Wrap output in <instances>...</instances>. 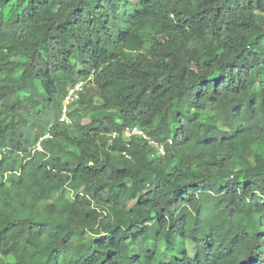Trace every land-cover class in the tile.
Here are the masks:
<instances>
[{
  "label": "trees",
  "instance_id": "1",
  "mask_svg": "<svg viewBox=\"0 0 264 264\" xmlns=\"http://www.w3.org/2000/svg\"><path fill=\"white\" fill-rule=\"evenodd\" d=\"M0 264H264V0H0Z\"/></svg>",
  "mask_w": 264,
  "mask_h": 264
},
{
  "label": "built area",
  "instance_id": "2",
  "mask_svg": "<svg viewBox=\"0 0 264 264\" xmlns=\"http://www.w3.org/2000/svg\"><path fill=\"white\" fill-rule=\"evenodd\" d=\"M82 83L83 82H79L77 84H75L73 87L69 88L67 95L63 101V106H62V115L60 117V120H64L66 122H69V119L66 115V108L67 105L73 101H75L78 98V92H80L82 90ZM122 133L125 137L127 136H140L142 138H145L149 141V143L151 145L154 146V148H156V150L160 153V154H165V144L163 142H158V141H154L152 139H150L145 131L137 126H125L122 129ZM112 137L117 136V132H113L111 134ZM169 142H171V140H169Z\"/></svg>",
  "mask_w": 264,
  "mask_h": 264
},
{
  "label": "rangeland",
  "instance_id": "3",
  "mask_svg": "<svg viewBox=\"0 0 264 264\" xmlns=\"http://www.w3.org/2000/svg\"><path fill=\"white\" fill-rule=\"evenodd\" d=\"M84 90H82L83 92ZM86 94L87 96L94 102V103H98L100 100H99V97H98V93L96 92V89L91 85V84H88L87 87H86ZM69 247H72V244L69 243Z\"/></svg>",
  "mask_w": 264,
  "mask_h": 264
},
{
  "label": "clouds",
  "instance_id": "4",
  "mask_svg": "<svg viewBox=\"0 0 264 264\" xmlns=\"http://www.w3.org/2000/svg\"><path fill=\"white\" fill-rule=\"evenodd\" d=\"M82 90H83V89H82ZM82 90H81V91H82Z\"/></svg>",
  "mask_w": 264,
  "mask_h": 264
}]
</instances>
